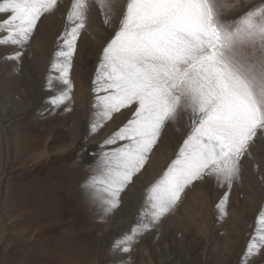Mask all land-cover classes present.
Listing matches in <instances>:
<instances>
[{
  "label": "rangeland",
  "instance_id": "obj_1",
  "mask_svg": "<svg viewBox=\"0 0 264 264\" xmlns=\"http://www.w3.org/2000/svg\"><path fill=\"white\" fill-rule=\"evenodd\" d=\"M72 2L59 0L56 10L41 17L24 48L0 46V115L8 129L0 264H47L31 260L47 252L43 248L48 242V254L63 255L74 264H244L255 221L264 209V142L250 146L231 189L219 186L214 177L194 182L170 213L116 247L145 222L147 189L176 158L193 117L181 111L175 122L166 123L146 164L121 192L119 206L105 215L84 185L95 174L100 154L124 143L104 145L131 119L133 109H122L93 131L97 117L92 82L126 0H113L107 25L99 5L89 0L68 75L71 100L54 106L53 97L67 88L52 65L63 44ZM219 3L221 19L232 22L264 0ZM17 51L22 53L19 61L6 59ZM54 72L55 80L50 78ZM226 193L222 215L217 205ZM205 222L206 234L201 231ZM125 246L129 252L122 251ZM247 264H264V249Z\"/></svg>",
  "mask_w": 264,
  "mask_h": 264
},
{
  "label": "snow or ice",
  "instance_id": "obj_2",
  "mask_svg": "<svg viewBox=\"0 0 264 264\" xmlns=\"http://www.w3.org/2000/svg\"><path fill=\"white\" fill-rule=\"evenodd\" d=\"M59 0H2L0 46L24 48L37 22ZM109 23L113 0H95ZM89 0H73L53 68L66 90L53 97L71 100L68 78L77 39L85 27ZM219 0H126L118 30L103 48L92 91L96 131L122 109L132 117L104 141L124 143L100 154L84 187L107 215L121 192L146 164L163 128L181 111L192 114V129L162 175L146 193L145 222L116 247L149 230L178 204L196 181L214 177L231 189L250 146L264 140V3L241 17L221 19ZM17 51L6 59L19 61ZM103 93V94H101ZM227 193L217 208L226 215ZM264 249V209L244 254V264ZM122 251L129 252L130 247Z\"/></svg>",
  "mask_w": 264,
  "mask_h": 264
},
{
  "label": "bare ground",
  "instance_id": "obj_3",
  "mask_svg": "<svg viewBox=\"0 0 264 264\" xmlns=\"http://www.w3.org/2000/svg\"><path fill=\"white\" fill-rule=\"evenodd\" d=\"M67 4V3H66ZM57 9V8H56ZM55 9V10H56ZM56 12V11H55ZM110 13V12H109ZM49 14V13H48ZM51 18V17H50ZM46 47V46H45ZM47 48V47H46ZM51 52V51H50ZM47 53V52H46ZM48 54V53H47ZM47 56H49V55H47ZM44 64V63H43ZM44 67V66H43ZM54 69V68H53ZM54 71L55 72H57V70L56 69H54ZM53 73L52 75H51V77L50 78H52V79H56L57 78V75H56V73ZM59 74V73H58ZM81 93V92H80ZM90 114V113H89ZM2 115H3V113H2ZM2 115H1V118H2ZM3 119V118H2ZM2 119H1V127H2V131H3V136H4V142H5V146H6V154H5V164H6V161H7V153H8V150H7V131H6V127L7 126H5L4 125V123L2 122ZM7 125V124H6ZM10 127V126H9ZM8 130V129H7ZM9 140V139H8ZM257 142H264V140H260V141H257ZM2 177H3V175H2ZM261 180V179H260ZM208 198V197H207ZM207 202V201H206ZM203 204V203H202ZM201 204V205H202ZM205 204V203H204ZM206 205H207V203H206ZM205 206V205H204ZM205 207H207V206H205ZM208 214H209V212H208ZM234 225V224H233ZM207 227H208V223L207 222H205V224H204V226L202 227V229H201V231L203 232V233H207ZM3 228H0V237H2V234H3V230H2ZM47 244H49V242L47 243ZM47 244H44L45 246H47ZM44 246V250L46 249L47 250V252H49L48 251V248H46ZM48 247V246H47ZM44 250H41V252L42 251H44ZM47 252H43L42 254H40L37 258H36V260H31V262H35V261H37L38 259H40V260H42V261H46V262H48L47 264H74V263H71L70 262V260H69V258H68V260L66 261V260H64V258L62 257V256H60V255H50V254H48ZM58 252V251H57ZM68 254H70L69 252H68ZM71 256V255H70ZM65 257V256H64ZM72 261V260H71ZM75 262V261H74ZM39 264V263H38ZM40 264H44L43 262H41ZM76 264V263H75Z\"/></svg>",
  "mask_w": 264,
  "mask_h": 264
},
{
  "label": "water",
  "instance_id": "obj_4",
  "mask_svg": "<svg viewBox=\"0 0 264 264\" xmlns=\"http://www.w3.org/2000/svg\"><path fill=\"white\" fill-rule=\"evenodd\" d=\"M1 115H0V202H1V192H2V188H3V184H4V180H3V173L4 170L6 168V164H5V154H6V146H5V142H4V136H3V131H2V127H1Z\"/></svg>",
  "mask_w": 264,
  "mask_h": 264
}]
</instances>
